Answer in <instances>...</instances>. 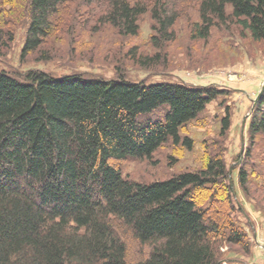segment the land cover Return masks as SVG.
Masks as SVG:
<instances>
[{"label":"trees","instance_id":"16d2710c","mask_svg":"<svg viewBox=\"0 0 264 264\" xmlns=\"http://www.w3.org/2000/svg\"><path fill=\"white\" fill-rule=\"evenodd\" d=\"M5 1L11 8L13 0ZM23 1L21 61L41 47L69 2ZM93 1L102 6L99 25L124 37L138 34L149 11L142 0ZM179 1L150 0L155 48L174 41ZM197 12L195 39L206 41L212 28L229 21L251 41L264 40V0H198ZM8 14H0V51L8 44L2 28ZM128 55L143 69L160 61L135 48ZM40 58L48 60L46 53ZM223 95L213 86L132 82L121 68L113 79L0 70V264H220L219 241L245 246L244 232L227 213L228 172L219 156H208L199 171L150 183L127 179L118 167L129 159L150 161L167 144L191 151L182 129ZM229 128L227 110L220 135ZM247 133L250 145L264 137V94ZM251 172L237 173L247 200ZM259 172L264 176V165Z\"/></svg>","mask_w":264,"mask_h":264},{"label":"rangeland","instance_id":"374dc122","mask_svg":"<svg viewBox=\"0 0 264 264\" xmlns=\"http://www.w3.org/2000/svg\"><path fill=\"white\" fill-rule=\"evenodd\" d=\"M3 1L0 0V14L3 10L10 14L3 16L6 21L2 27L4 41L8 44L0 51V70L15 75L39 70L55 77L80 74L113 79L117 68H121L124 77L132 82L171 81L193 87L213 86L224 92L182 129L181 136L192 140L191 151L167 144L157 150L150 161L129 159L118 167L123 177L150 183L179 173L199 171L208 156H219L228 172L224 183L229 187L232 211L227 213L245 234V246L217 243L219 263L264 264V210L260 208H264V176L259 178V169L264 165V137H258L255 144L250 145L247 133L254 104L264 86V40L251 41L247 33L242 36L239 26L229 21L212 28L206 41L195 39L193 26L200 24L198 0H180L175 6L178 13L173 28L175 39L161 44L158 49L150 41L156 35L149 12L150 0H142L149 11L140 17L138 34L134 37L120 36L113 29L99 25L97 16L102 6L95 1L69 0L53 18L49 37L36 52L21 61L26 34L25 4L23 0H13L10 8ZM10 36L12 41L9 42ZM133 48L141 56L159 54V63L141 68L128 55ZM41 53H46L48 60L41 59ZM227 110L230 128L222 137L221 119ZM241 167L255 174L250 177L248 200L238 184L237 173ZM147 253L148 248L144 247L143 257ZM129 261H135L133 252Z\"/></svg>","mask_w":264,"mask_h":264},{"label":"water","instance_id":"95a60500","mask_svg":"<svg viewBox=\"0 0 264 264\" xmlns=\"http://www.w3.org/2000/svg\"><path fill=\"white\" fill-rule=\"evenodd\" d=\"M263 93H264V86H263V88H262L260 94L258 95L257 100L261 97V95H262Z\"/></svg>","mask_w":264,"mask_h":264}]
</instances>
